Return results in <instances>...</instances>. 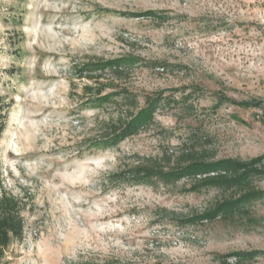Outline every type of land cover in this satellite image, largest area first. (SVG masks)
<instances>
[{"label":"rangeland","instance_id":"1","mask_svg":"<svg viewBox=\"0 0 264 264\" xmlns=\"http://www.w3.org/2000/svg\"><path fill=\"white\" fill-rule=\"evenodd\" d=\"M119 58L138 61L80 70ZM111 94L122 106L100 103ZM119 96L138 109L164 100L111 143L110 118L131 110ZM219 98L264 101V0H0V179L24 203L0 264H222L216 254L239 250L264 264V198L248 216L179 225L220 194L108 180L184 150L264 154L262 112Z\"/></svg>","mask_w":264,"mask_h":264},{"label":"trees","instance_id":"2","mask_svg":"<svg viewBox=\"0 0 264 264\" xmlns=\"http://www.w3.org/2000/svg\"><path fill=\"white\" fill-rule=\"evenodd\" d=\"M154 12H147L146 15L155 16ZM138 61L137 58H119L115 60L100 61L92 64H84L80 70L94 72L109 69L121 73L123 67ZM154 65L153 63H150ZM164 66L162 63H155ZM89 79L95 77L89 75ZM88 95L91 94V87L85 86ZM198 89H194L197 91ZM109 97L102 98L100 103H113ZM119 100L127 103L131 110H126L125 117H117L113 121L110 118L107 133L103 140L117 143L139 133L140 129L150 123L153 119L155 107L164 98L156 97L148 101L145 107L139 108L135 102L125 96H119ZM189 96L184 94L181 101L184 103V110L189 111L185 104ZM97 98V97H96ZM221 98H219L220 100ZM230 102L242 107L257 108L264 116V101L253 100L236 102L232 100H220ZM264 179V154L250 159H239L225 157L219 159H208L202 152L184 150L175 158L172 165H164L158 160L146 163H138L134 166L121 169L108 177L111 182H121L126 185H171L181 180L188 182L186 192H201L202 190H215L220 194L211 206L204 209L200 214H194L183 219H177L179 225L208 223L215 220L231 221L236 217L248 216L250 206L256 200L264 198V189L258 187L256 182ZM24 203L21 198L7 192L0 179V263L4 257V251L13 240H18L23 235L24 221L22 211ZM260 250L233 251L228 254H216L222 264H247L254 261Z\"/></svg>","mask_w":264,"mask_h":264}]
</instances>
